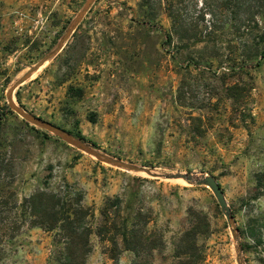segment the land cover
<instances>
[{
    "label": "rangeland",
    "instance_id": "1",
    "mask_svg": "<svg viewBox=\"0 0 264 264\" xmlns=\"http://www.w3.org/2000/svg\"><path fill=\"white\" fill-rule=\"evenodd\" d=\"M88 1L0 0V108L10 110L0 116V264H59L54 234L29 225L24 203L43 190L81 193L94 227L119 196L122 216L141 210L148 234L163 237L149 256L123 250L114 260L93 235L86 264H176L188 232L199 233L205 264H264V0H96L58 56L13 95L104 156L213 176L236 234L210 188L103 162L10 107V88ZM235 84L248 88L238 103L227 94Z\"/></svg>",
    "mask_w": 264,
    "mask_h": 264
},
{
    "label": "trees",
    "instance_id": "2",
    "mask_svg": "<svg viewBox=\"0 0 264 264\" xmlns=\"http://www.w3.org/2000/svg\"><path fill=\"white\" fill-rule=\"evenodd\" d=\"M247 22H250V19ZM241 25L244 24L241 23L240 28ZM169 38L171 39L170 35ZM260 40L264 42V34ZM246 89L248 90V88L235 84L228 88L227 94L234 99L235 103H238L245 97L243 91ZM82 96L83 91L76 90L74 97L82 98ZM3 111L10 110L0 108V116L4 117L6 114ZM3 117H0V120ZM78 137L85 139L80 133ZM83 202L84 197L79 192L70 196L66 193L46 190L38 191L24 201L29 225L41 227L54 234L59 264H86L92 252L91 238L93 235H97L100 240L110 244L108 253L114 260L118 259L123 250L134 252L138 256H149L163 245V237L154 239L148 234L147 227L150 220L148 215H144L141 210L137 211L134 216L130 214L122 216L124 201L121 197L106 200L100 212L101 223L96 227L90 222L94 218L93 210L86 207ZM1 223L3 224L4 221L0 220V241L4 230ZM13 224L15 229L18 226L20 229L19 222ZM198 235L197 232H188L182 238L176 264H205L206 256L196 240Z\"/></svg>",
    "mask_w": 264,
    "mask_h": 264
},
{
    "label": "water",
    "instance_id": "3",
    "mask_svg": "<svg viewBox=\"0 0 264 264\" xmlns=\"http://www.w3.org/2000/svg\"><path fill=\"white\" fill-rule=\"evenodd\" d=\"M96 0H89L83 10L80 12V14L76 17V19L73 21L71 26L68 28L67 32L64 34V36L59 41L58 45L54 48L52 52H50L45 58H43L36 66L31 68L28 72H26L19 80H17L13 86L10 88L8 92V101L10 107L17 112L24 120L27 122H30L46 131H49L51 133L56 134L61 139L65 140L70 145L87 152L88 154L98 158L99 160L106 162L108 164H111L113 166L123 168L129 171L133 172H144L147 176L159 179H182L186 181L187 183L191 185H198V186H206L211 189V191L214 193L223 213L225 214L230 226L232 227L233 234H236L235 229V222L234 217L232 214V210L226 200L225 194L220 186V184L217 182V180L210 175L207 174H197V173H163V172H157L153 169H149L147 167H140L132 164H128L125 162H122L120 160H115L112 158H109L107 156L102 155L101 153L97 152L93 148H91L89 145L85 144L84 142L77 140L70 136L67 132L59 129L58 127L54 126L51 123H48L36 116H33L29 113H27L25 110L20 108L13 100V95L15 90L26 83L31 77L39 71L42 67H44L48 62L53 60L58 56V54L62 51L64 46L66 45L69 38L74 34V32L77 30L78 26L82 22L85 15L89 12L92 5L95 3ZM241 249V247L239 246Z\"/></svg>",
    "mask_w": 264,
    "mask_h": 264
}]
</instances>
